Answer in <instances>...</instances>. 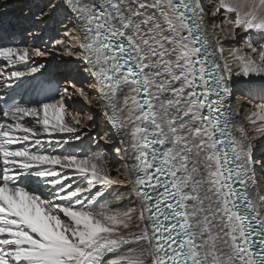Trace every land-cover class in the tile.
Masks as SVG:
<instances>
[{
	"label": "snow or ice",
	"instance_id": "obj_1",
	"mask_svg": "<svg viewBox=\"0 0 264 264\" xmlns=\"http://www.w3.org/2000/svg\"><path fill=\"white\" fill-rule=\"evenodd\" d=\"M213 4L48 0L35 18L62 8L64 35L77 34L63 55L79 66L63 87L35 62L51 51L0 44V264H264V143L250 142L230 103L253 77L264 101V0ZM12 7L0 0V37ZM218 14L243 41L232 63L208 31ZM25 86L36 99L16 100ZM77 99L97 102L121 177L104 151L72 153L95 120L72 109ZM246 119L264 137V102ZM113 185L134 201L122 206Z\"/></svg>",
	"mask_w": 264,
	"mask_h": 264
},
{
	"label": "bare ground",
	"instance_id": "obj_2",
	"mask_svg": "<svg viewBox=\"0 0 264 264\" xmlns=\"http://www.w3.org/2000/svg\"><path fill=\"white\" fill-rule=\"evenodd\" d=\"M203 1H204V5H206L207 7H210L211 4H213V0H203ZM22 2H21L22 4L19 3L16 6L13 5V7H12L10 13H9V15L12 18V21H13L12 24L15 23L16 15H14V14L15 13H20L22 8L27 6V9H26V14L27 15L25 16L26 20H29L28 18L30 16V14H32V13H33V16H30V17H33V20H30V22L32 23L31 25H30V23H28V21H26V20L23 21L22 26H23V28L25 30L27 28L31 29L28 32L29 33V37L32 36V37H34V40L37 41V40H40L39 38L42 35H46L45 37L43 36L41 38V40L44 41L46 44H48V41H49V39L51 37V34H52L53 38H55V41L56 40H62L63 41V45L61 46V48H59V51L56 50V48H54V44L52 43L53 44L52 48L50 50H48V51H51V55H49L47 57H44L45 59H50V60H48L50 62L42 61L40 63H44L46 65V68H48V67L49 68L50 67L53 68V66H50V65L51 64H55L56 61H60V58L57 57L59 55L61 57H64L65 60H66L65 61L66 63H64L65 66L63 67L64 71H66V69L67 70L72 69L73 72H74V73L72 72V74H74V76H76L74 66H77V65L79 66L78 58L75 57V56L66 57L62 53V50L64 51V49H65V40L66 39H68V47H69V49H73V46L75 45L74 44L75 43V39L73 37V33H75L74 30L70 31L67 36L64 35L65 26L66 25L70 26L72 24L71 19H67L66 18L67 13L62 8H58L53 15H51L48 18H46L44 22H41L40 20L34 19V17L36 15H39L38 11L40 10V8L44 7L45 4L48 3V0H26V1H22ZM38 2H40L41 4H39ZM56 2H58V0H56ZM213 7H214V4H213ZM27 11H28V13H27ZM45 11L46 12H51V9L50 8H45ZM219 15L220 14H218L217 17H214L216 19V22L220 20V19H218ZM222 18L224 20L225 16L222 15ZM64 19L67 22L60 23V21H62ZM34 21H36V22H34ZM49 23H51L52 26H49ZM38 24H40V25H38ZM215 25H216V23H214V26ZM57 27L60 28L59 31H62L61 36H60V34H59V36H56V35L54 36V33H56L58 31ZM208 31L213 34V38L218 37L220 39V43H221L222 48H223V56L229 61V63H232L230 53H232L233 50L227 51V47L229 45L226 44V42H227L226 37L224 35H220L221 32L214 33V31H210L209 29H208ZM9 32H10L9 34L11 35V37H13L15 39V41L17 42L16 44H18L19 46H23L22 38H20V37H22V35H20L21 33L20 34L15 33L16 31L14 32V30H11V29L9 30ZM22 32H23V30H22ZM58 33H60V32H58ZM240 43H241L240 45H237L234 42L232 44H233V47H235V46H241L242 47L243 46V41H240ZM56 47L58 48L59 46H56ZM37 48H40V47H37ZM218 55H219V53H218ZM38 62H36V63H38ZM58 68H59V66L58 67L54 66V69H53L54 70L53 74H54L55 78L64 79L65 76H61V75L58 74V71H59ZM55 70H57V72ZM81 75H83V77H84V76H86V73H82L81 72L80 76L76 77L78 83H81V81H82V79L79 78V77H81ZM234 79H243V78H235L234 77ZM252 79L257 81V86L249 89L248 86L241 85L239 88L234 90L235 94L237 92H238V94H237V97H236V99L234 101L231 98L230 103H231V109L233 110V113H234V115H233L234 121L236 123H239L240 125H242L245 128V130H246V132H247V134L249 136L250 142H252V143H254L256 145H259L261 143H264V137H261L260 136V132H259V127H260L259 122H257V125H251L249 123V121L246 119V117L249 115L250 111L253 109V106H254V104L252 103L253 100H259L261 102H264V101L261 100L262 93H261L260 88L258 87L259 78L253 77ZM73 105L71 104V107H72L73 110L80 109L79 106L75 107ZM86 105L88 106V108H87V110L85 109L84 112H83L84 113V117L86 118L87 115H89V114H93L94 116L100 117L101 118L100 120H101L102 125H103L102 129L104 128L103 129L104 130L103 133H105L104 135H111L110 133L107 132V126H106V124L104 122V117L101 115L100 108L97 105V102L93 101V105H91V106L88 105V104H86ZM90 110H93V111H90ZM87 130L92 132L95 129H94V126H93L91 129H87ZM87 135H82L83 139L81 138V141H74L73 142L74 147L71 149L72 153L76 154V155H95L99 151H104L105 156L107 158L106 159L107 160L106 164H107L110 172L115 174L116 175L115 177H121V174L124 172V169H123V165L125 163L124 157L122 155L118 154V153L114 154V152H116V150L113 147H112L111 151H108V149H106V147L104 146L105 140H104V142L101 140L103 142L101 144H100L101 141L98 142V141H95V140L93 141V143H89L88 140H85ZM112 151H114L113 154H110ZM113 155L118 157V159L114 160ZM258 177H259V179L262 182H264V177H260L259 174H258ZM111 190H115L116 192H123L124 193V196L121 198V201H120V204L122 206H124V207L129 206V201H134V197L131 194L130 188L127 187L126 185H113V186H111V189L109 191H111ZM107 195L108 194L106 192V196ZM108 198L111 199L112 197L108 196ZM113 206H116V205L114 204Z\"/></svg>",
	"mask_w": 264,
	"mask_h": 264
},
{
	"label": "rangeland",
	"instance_id": "obj_3",
	"mask_svg": "<svg viewBox=\"0 0 264 264\" xmlns=\"http://www.w3.org/2000/svg\"><path fill=\"white\" fill-rule=\"evenodd\" d=\"M22 1H26V0H14L13 1V5L14 6H16V5H18L19 3H21ZM23 3V2H22ZM21 3V4H22ZM39 4H41L40 2H38ZM203 4H204V1H203ZM204 7H205V9L206 10H208V9H210V8H212L213 7V4H211V6L210 7H207L206 5H204ZM26 9H27V6L26 7H24V8H22V10H21V12L20 13H15L14 15H16V17H15V23H13L12 24V30H14V32L15 33H18V34H20V35H22V41H23V45H25V42H24V40H25V37L26 36H29V33H26V32H29L30 31V28H29V30H28V28L25 30L24 28H23V26H22V23H23V21H25L26 20ZM27 13H28V11H27ZM38 14H39V11H38ZM222 15L223 14H220L219 16H218V19H220L219 21H217L216 22V19L214 18V17H211V15H208L207 16V18H208V20H209V24H208V29L210 30V31H214V33H219V32H221V34L220 35H224L225 36V34H224V32H222L221 31V29L222 28H224V26H223V24L221 23L222 21H223V18H222ZM22 16V17H21ZM30 16H33V13L32 14H30ZM29 16V20H26V21H28V23H30V25L32 24L31 22H30V20H33V17H30ZM35 16V15H34ZM214 18V19H213ZM34 19H36L35 17H34ZM63 21V23L64 22H67L65 19L64 20H62ZM34 22H36V21H34ZM214 23H216V25L214 26ZM38 25H40V24H38ZM59 25V24H58ZM26 26V25H25ZM29 26V25H28ZM49 26H52V24L51 23H49ZM15 28V29H14ZM51 28V27H50ZM211 28V29H210ZM57 29H58V31L56 32V33H54V36L56 35V36H59V34H60V36H61V33H62V31H59L60 30V28L59 27H57ZM22 30H23V32H22ZM58 32H60V33H58ZM58 34V35H57ZM25 36V37H24ZM45 37L46 35H42L39 39L40 40H37V42H33V41H31V40H27V44L28 45H30L31 47H35V48H37V47H40V49H43V50H45V51H48V50H50L51 48H52V45L54 44V41H55V38H53V36H52V34H51V37H50V39H49V41H48V44H46L44 41H42L41 40V38L42 37ZM31 37V36H30ZM226 37V36H225ZM59 38V37H58ZM62 39V38H61ZM226 39H227V42H226V44H228L229 46L227 47V51H231V50H233V51H235L237 48H241V46H235V47H233V42L234 43H236L237 45H240L241 43L240 42H237V41H235V40H233V39H231L230 37H226ZM51 41V42H50ZM53 43V44H52ZM75 44V43H74ZM70 46V45H69ZM49 47V48H48ZM58 48H61V46H59ZM65 48H67V49H69V47H68V39H66L65 40ZM59 51V50H58ZM62 53H63V50H62ZM58 58H60V61H56L55 62V64H51L50 66H53V69H54V66H59V71H58V74L59 75H61V76H65L67 73H68V70L66 69V71L67 72H65L64 71V69H63V67L65 66L64 65V63H66L65 61V58L64 57H61V56H57ZM35 59V62H38V63H40V62H42V61H48V60H50V59H45L44 57H40L39 59L38 58H34ZM48 62H50V61H48ZM78 66V65H77ZM56 72H57V70H55ZM74 73V72H73ZM73 76H74V74H73ZM83 77V75H81V77H79L80 79ZM83 81H81V83H82ZM90 91H92L91 89H89ZM237 94H238V92L232 97V100L234 101L235 99H236V97H237ZM70 103V105L72 104H74L73 106H75V107H77V106H79V108L80 109H76V110H74L75 112H77V113H80V114H82L83 116H84V110L86 109L87 110V108H88V106L86 105V103H84V101L83 100H79V99H77V101L76 102H72V101H70L69 102ZM252 103L253 104H259V103H261V101H259V100H253L252 101ZM76 104V105H75ZM89 110V109H88ZM90 111H93V110H90ZM101 118L100 117H98V116H95V120L92 122V124H93V126H94V131H88L87 129L85 130L86 132H87V137H86V139L85 140H88L89 141V143H93V141L95 140V141H103L104 142V140L105 139H103V137H105L106 135H104L105 133H103L104 132V128L102 129V127H103V125H102V122H101V120H100ZM83 139V138H82ZM100 142V144L101 143H103V142ZM104 146L106 147V149H112V145L109 143H104ZM61 151H63V150H61ZM115 151V150H114ZM114 151H112L110 154H113V152ZM117 152H114V154H116ZM113 157H114V160L115 159H118V157H116L115 155H113ZM109 158V157H108ZM107 161V160H106ZM110 174L112 175V176H116L115 174H113V173H111L110 172ZM258 179H259V177H258Z\"/></svg>",
	"mask_w": 264,
	"mask_h": 264
}]
</instances>
